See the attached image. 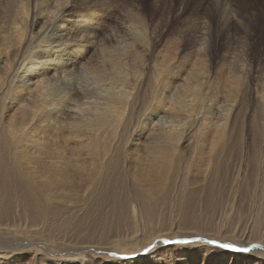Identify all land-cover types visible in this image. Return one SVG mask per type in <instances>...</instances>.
<instances>
[{
    "label": "rangeland",
    "instance_id": "obj_1",
    "mask_svg": "<svg viewBox=\"0 0 264 264\" xmlns=\"http://www.w3.org/2000/svg\"><path fill=\"white\" fill-rule=\"evenodd\" d=\"M57 1L63 0H0V132L1 130L7 133L22 132L20 128H24V123L17 124L11 121L10 114L13 115V112L20 108H26V105L37 106L46 112L48 103L49 106L55 105L54 113L61 111L64 104H59L62 99H56V96L62 93L63 98L70 92L68 88L70 85L74 100L72 105L66 103L65 106L67 109L72 108L78 116L88 114L100 116L105 109L102 105H84L77 102L88 92L127 104L125 114L117 124L98 126L97 130L103 132L116 130L119 134L128 122L130 127L123 143L130 142V145L137 139L136 134H146L161 128L168 131L177 130L182 134V138L191 141L192 135L199 136L198 132L216 130L223 121L230 118L231 112L234 114L237 112L235 121L242 126L241 142L244 140L246 141L244 144L249 145L254 135L260 134L261 129L264 134L262 88L264 75L258 68L260 63L264 62V23L261 20L260 29H252L251 38L247 42L248 46L251 45V51L247 60L244 59L241 63L238 55L242 34L237 29L218 28V20L221 18L225 21L231 17L233 24L236 23L235 1L230 0L227 5L225 3L226 7L222 6L225 12L219 15L216 13L215 18H212L208 10L205 11L212 0L206 3H203L204 0H68L63 15V11L55 8ZM136 7L141 8V14L134 23V15L129 17V9L134 10ZM52 16L58 17L59 20L47 36L46 33L42 34V29ZM141 21H144L148 28L140 29ZM203 25H208L210 29H200ZM54 31H63L61 33L66 44L64 49L57 53L47 50L51 42L50 36ZM202 40L206 45H199ZM105 51L108 53L104 54ZM111 52L120 54L127 75L122 78L121 83L109 86L97 80L94 75L97 69H108L104 59H107ZM126 54L130 58H126ZM134 54H138L139 59H132ZM68 58L76 62L75 67L62 62ZM237 60L245 67L240 76L235 68L228 66L230 62ZM23 71L35 77L29 88L22 87L20 83ZM185 88H189L191 94L196 91L199 98L189 95L181 97ZM137 95L144 103L145 110L153 108L159 110L153 122L150 123L149 117H145V111H139L135 107L139 105ZM48 96H51L53 101L47 100ZM193 99L196 100L194 106L188 102ZM113 110L115 108L111 107L108 114L112 115ZM52 120L55 121L54 117ZM63 122L62 118L56 127L64 126ZM54 124L51 123L49 128L51 132L43 136H38L35 130L29 134L33 140L48 145L54 153H61L64 156L62 164L68 159L75 160L73 150L79 148V145L84 146L87 138L70 141L66 137L68 134L63 135L60 129L56 130ZM141 125L145 128H140ZM61 130L64 132V129ZM189 132L192 133L187 135ZM130 145L112 159L111 165L120 162L124 155L135 153ZM261 145L264 152V136ZM112 146L100 147L111 149ZM6 150L7 147L0 140V167L7 164ZM183 156L186 157V152ZM82 163V166L76 167L79 170H88L85 163ZM205 168L202 166V170ZM73 176L68 181L60 179L59 182H63V186L67 185L66 188L60 184L53 192L54 197L57 195L63 197L64 194L66 205L76 203L88 194L87 177L80 171H75ZM16 177L19 180L12 189L15 204L10 209L14 216L11 222L4 221L1 225L15 228L17 234H20L19 237L22 236L21 238L25 240L23 242L16 239L20 243L19 246L11 243L12 247L9 250L14 252L11 255L13 256L11 264H264L263 256L253 254L256 243H253L254 245L234 243L239 233L245 229V222L239 219L241 213L237 211V206H240L242 214L245 212L247 216L250 211L256 210V207L251 209L253 201L242 198L250 191L246 187L247 184H243L244 175H241L231 187L228 179L227 183L220 185L227 193L225 200L234 202L223 220L221 229L223 236H215L210 231V225L201 222V227L207 235L197 233L196 237L199 236V239L189 240L187 239L189 236L186 235L158 239L153 245L143 248L144 250H137L139 239L155 238L156 231L165 228L163 224L155 223L153 227L140 223L139 228L142 229L144 238L138 235L133 240L129 239L126 236V232L130 233L127 228L116 232L114 229L118 226L114 225V222H97L100 216L98 211H104L108 215L113 212L117 204L114 199L108 200L107 206L92 200V215L89 214L87 217H82L79 213L77 217L67 219L66 213L55 218L52 213L53 207L55 205L57 207V204L52 201L45 206L42 194L39 195L29 187L25 188L26 179L19 174H15ZM153 178L156 179L155 176L145 177L146 184L160 193L158 181ZM161 183L165 190L171 187L169 179ZM78 187L82 192L80 189L77 191ZM189 189L191 188L183 187L186 193ZM111 190L117 197L123 199L134 201L137 198L130 187L122 184ZM202 194L199 193L198 205L202 204ZM32 196L36 198L37 203L34 204L30 199ZM57 199L59 201L60 198ZM141 219H146L143 213H140ZM167 221H172V218L168 217ZM235 228L238 229L237 237H232ZM229 231L231 233L228 235ZM251 231L253 234L256 232L248 229L246 234ZM229 237H236V240L231 241ZM127 240H130V243L126 244ZM166 240L170 241L169 244L162 245ZM221 245H232L233 249ZM239 248L247 251H237Z\"/></svg>",
    "mask_w": 264,
    "mask_h": 264
},
{
    "label": "bare ground",
    "instance_id": "obj_2",
    "mask_svg": "<svg viewBox=\"0 0 264 264\" xmlns=\"http://www.w3.org/2000/svg\"><path fill=\"white\" fill-rule=\"evenodd\" d=\"M63 1H57V5L55 4L57 7L55 8L60 11L65 10V5H67L68 0ZM207 1L208 0H204L203 3ZM229 1L230 0H212L210 1L208 9L204 7L205 11L208 10L212 18H215L216 15L225 12L222 10V6L225 5V3L227 5ZM233 1L236 2L235 5L237 8V12L233 9L237 13V20L234 18L236 23L233 24L231 17L227 19L222 16L226 18V20L223 21L222 18L219 19L218 28L237 29L239 33L242 34L240 38L242 42H240V52L238 55L242 63L244 59L247 60L251 51V45L248 46L247 42L248 39L251 38L252 29L259 28L261 20L264 23V0ZM132 6L134 5L132 4ZM137 7L134 10L129 9V17L134 15V23H136V18L141 14V8L139 7V9H137ZM63 14L64 11L62 15ZM58 20V17L52 16L45 24L44 29H42V34L46 33L48 36ZM140 25V29L148 28L145 26L146 24L144 21H141ZM200 29H210V27L208 25H203ZM61 32L54 31L53 35L50 36L51 42L49 46H47L49 52L57 53L64 49L66 44L64 35ZM204 44V40L199 43L201 46H204ZM107 53L108 52L105 51L104 54ZM126 55V58H130L128 54ZM106 58L107 59L104 60L108 64V69H97L98 71H95V75H93L97 80L107 83L109 86L117 85L121 83L122 78L127 75L124 61L118 52H111ZM234 58L235 57H233V60ZM132 59H139V55L134 54ZM62 62L67 66L70 65L75 67L76 65V62L72 58L64 59ZM226 63L228 64V61ZM228 66L229 68L231 66L235 68L239 76L242 75L245 70V67H243L238 60L230 62ZM99 68L102 67L99 66ZM258 68L261 69L260 72L264 75V62H261ZM23 72L24 73L21 74L20 83H22V87L26 86L29 88L32 86L31 81L35 77L34 75L25 73L27 71ZM68 88L70 92L65 94L63 98L61 95L62 93L56 96V99H62L59 104H64V108L61 111H56V113H54L55 105L49 106L48 103V111L46 112L33 105H26V108L19 107L20 109L14 111L13 115L12 113L10 114V119L17 124L19 122L24 123V128H20L22 132L7 133L3 130L0 132V140L5 144V147H7V155L5 156V162L7 164L0 167V181H2V183H0V264H11L13 257L11 255L14 253L9 250L12 247L11 243L19 246L20 243L17 241L25 240L21 238L22 236L19 237L20 234H17L15 228L5 226V224L1 225L4 221L11 222L14 216L13 211L10 209H12L15 204V201L12 199V189L18 183L17 180H19L17 179L19 176L15 178V174H19L26 179L24 180L25 188L29 187L39 195L42 194L44 197L42 202L45 206H48V203L51 204L52 201L57 204V207L56 205L53 207L52 213L55 218L66 213L68 215L67 219H72L75 216L77 217L79 213L82 217H87L92 213V200L102 206H107L109 204L108 200L114 199L117 204L115 208H113V212L108 215L104 211H98L100 216L97 222H114V225L118 226L117 229H114L116 232L124 227L127 228L130 233L126 232V236L132 240L138 237V235L143 237L142 229L139 228L140 223L143 226L153 225V227L155 223L164 225L165 228L156 231L157 233L154 235L155 238L152 237L149 240L139 239V244L137 242L139 245H137V250L143 249L151 244L153 245L155 240H165L168 237L176 238L186 235L189 236V238H187L189 240L199 239V236L196 237L197 233L207 235L203 227H201V222L209 224L210 231L215 236H223L221 233L223 220L227 215V211L230 210L231 204L234 202L233 200H225L227 193L221 189L220 185L227 183L228 179V184L231 187L238 181L241 175H244L243 184H247L246 187H248L250 191L248 194L243 195L242 198L253 201L251 209L253 210L256 207V210L253 212L250 211L247 216L245 212L242 214L243 211H240V206H237V211L239 210L241 213V216L239 217L238 214V217L242 222H245V229L239 233L237 241H235L238 233L237 228H235L237 232L233 231L234 234L232 235V237H236L229 238L231 241H235L234 243L239 242L237 244L240 245H254L253 243H256V247L253 248V254L264 257V152L261 145L264 134L262 129L260 134L254 135L250 144L247 142L249 145L244 144L246 141L242 140L241 142L242 126L239 122L236 123L235 121V119H237V112L235 114L231 112L230 118L227 121H223L216 130L213 129L208 132L203 130V132H198L199 136L197 133V136L192 135L191 141L182 138V134L177 132V130L168 131L166 128H161L146 134H136L137 139L130 145V142L123 143L130 127V123L128 122L125 123L119 134L116 130L112 132L97 130L98 126L106 127L109 126L110 123L117 124L124 116L127 104L120 100L113 98L108 99L98 96L95 93L88 92L82 95L77 102L83 103L84 105H102L105 106V109H103L100 116H92L89 114L78 116V113L72 108V110L70 108L67 109L65 106L66 103L72 105L74 100V97L71 95L72 89L70 85H68ZM262 88L264 90V86ZM185 95L199 98L196 91H193L191 94L189 88H185L181 97ZM136 97L139 99V105L135 107L138 108L139 111H145V117H149L148 121L150 123L153 122L159 114V110L155 108L149 111L145 110L143 107L144 103L141 101L139 95ZM47 100L53 101L51 96H48ZM188 102L194 106L196 100L193 99ZM145 103L149 104V102ZM111 107H114L115 110H113L112 115H109L108 112ZM51 116H53L54 120L57 122L61 121L63 118L64 126L56 127L58 123L53 121V117L51 118ZM145 121L147 120L145 119ZM53 122L55 123L54 126L56 130L60 129L63 135H65V133L68 134L66 137L70 141L87 138V143L84 144L83 142L84 146L80 147L79 145V148L73 150L74 156L69 153L75 160L68 159L62 164L64 156L61 153H54L53 149L49 148L48 145L39 143L31 138L29 133L34 130L37 132L38 136H43L51 132L49 128ZM149 122H147V124ZM140 128H145V126L141 125ZM61 129H64V132H62ZM191 133L192 132H189L187 135ZM127 144L133 147V152L135 153L124 155L120 162L111 165L112 159L119 156V152L126 149V146H128ZM108 145L113 146L111 149L101 148ZM185 152L186 157L183 156ZM200 158H207V160H200ZM82 162L85 163L88 170H79L77 168L83 165ZM202 166L206 168L202 170ZM75 171H80L87 177L88 194L85 195L84 193L85 196L76 201V203L66 205L65 199L63 198L64 194L63 197L56 194L57 197L60 198L58 201L57 197L55 196V198L53 196V192L56 186L60 184L63 186V182H59L60 179L68 181L73 175L75 176ZM144 171L147 173L145 174ZM192 175L194 176L189 177ZM150 176L156 177V179H153L158 181L157 185L161 189L160 193L154 191V188L146 184L145 177ZM166 179L171 181V187L165 190L161 182L166 181ZM15 181L16 183H14ZM121 184L125 187H130L134 191L137 196L136 200L131 201L130 199H123L114 194V191L111 189ZM66 186L64 185L63 187L66 188ZM73 186L75 187V185ZM184 186L191 189L186 193L183 191ZM78 189L80 188L78 187L77 191ZM80 191L82 192L81 189ZM199 193H203L202 204L200 205L197 203V199L200 198ZM30 199L34 201V204L37 203L36 198L33 196L30 197ZM2 204L6 205L2 206ZM140 213L144 214L146 217L145 220H140ZM168 217H170V219L172 218V221L168 222ZM248 229L256 230L255 234H253L252 231L246 234ZM227 233L229 235L231 231ZM115 237L116 236H114V238ZM119 242L120 241H117V243ZM126 242L130 243V240L125 241V243ZM169 242L170 241L166 240V243H159L166 246ZM112 244H115V242H112ZM193 245H197V243H193ZM122 253L123 252H121V254ZM121 254H116V256H122Z\"/></svg>",
    "mask_w": 264,
    "mask_h": 264
},
{
    "label": "snow or ice",
    "instance_id": "obj_3",
    "mask_svg": "<svg viewBox=\"0 0 264 264\" xmlns=\"http://www.w3.org/2000/svg\"><path fill=\"white\" fill-rule=\"evenodd\" d=\"M221 247L231 248L232 245H221ZM237 251H247V249H237Z\"/></svg>",
    "mask_w": 264,
    "mask_h": 264
},
{
    "label": "water",
    "instance_id": "obj_4",
    "mask_svg": "<svg viewBox=\"0 0 264 264\" xmlns=\"http://www.w3.org/2000/svg\"><path fill=\"white\" fill-rule=\"evenodd\" d=\"M134 256V255H133ZM122 257H125V256H122ZM126 257H128V256H126ZM132 257V256H131Z\"/></svg>",
    "mask_w": 264,
    "mask_h": 264
}]
</instances>
